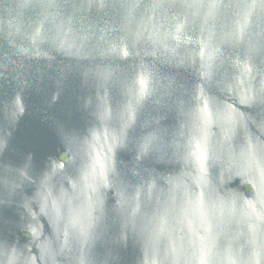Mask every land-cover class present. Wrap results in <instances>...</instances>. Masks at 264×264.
Listing matches in <instances>:
<instances>
[{
    "label": "water",
    "instance_id": "1",
    "mask_svg": "<svg viewBox=\"0 0 264 264\" xmlns=\"http://www.w3.org/2000/svg\"><path fill=\"white\" fill-rule=\"evenodd\" d=\"M18 220L37 264H264V0H0Z\"/></svg>",
    "mask_w": 264,
    "mask_h": 264
},
{
    "label": "flooded vegetation",
    "instance_id": "2",
    "mask_svg": "<svg viewBox=\"0 0 264 264\" xmlns=\"http://www.w3.org/2000/svg\"><path fill=\"white\" fill-rule=\"evenodd\" d=\"M59 157L61 160H66L69 156L63 151ZM30 221H14L17 223V227L3 229V233L6 235L2 239L4 242L0 243V264H37V259L41 255L39 252L41 244L36 243L33 252L30 244L21 243L23 237L32 236L33 230L36 233L41 231L38 227L32 226ZM27 248L29 249L27 250Z\"/></svg>",
    "mask_w": 264,
    "mask_h": 264
}]
</instances>
